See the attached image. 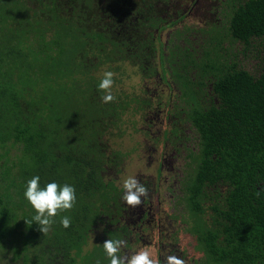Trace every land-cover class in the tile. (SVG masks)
Here are the masks:
<instances>
[{
	"label": "rangeland",
	"instance_id": "rangeland-1",
	"mask_svg": "<svg viewBox=\"0 0 264 264\" xmlns=\"http://www.w3.org/2000/svg\"><path fill=\"white\" fill-rule=\"evenodd\" d=\"M12 2L0 0V21L12 7L22 15L23 9H29L28 20L34 29L24 39L27 44L22 45L27 47L24 52L31 55L21 60V64L7 62L1 70L10 67L11 81L20 84V87L16 84L17 90L27 85L30 95L38 103L43 101L48 109L47 104L51 106L48 99L52 105L54 100L55 106L58 105L63 100L62 90L76 83L106 104L98 85L103 73L112 71L115 74L112 94L116 99L111 104L116 109L106 111L109 114L101 140L105 143L103 151L107 152L103 162L100 158L94 163L103 182L109 184L108 194L97 200L96 192L78 191L72 184V176L67 174L53 181L40 179L42 188L49 182L70 184L75 187L77 197L71 210L54 217L55 223L46 234L35 221L31 225L26 223L36 213L24 197L25 173L20 162L25 159L37 163L35 168L46 166H41L40 160L33 162L23 142L9 138L3 145L0 143V264H42L40 242L56 238L66 252L56 264H97V261L110 264L103 249L106 239L127 242L121 248V256L148 248L161 264H165L168 255L183 259L185 264H210L199 240L201 233L211 228L210 210L206 207L198 212L190 204L191 185L203 154L196 129L187 117L193 102L187 101L182 91L183 87L186 92L187 88L194 89L195 100L203 106L218 104L212 92L217 73L233 65L257 78L263 64L264 39L254 37L245 43L230 36L228 26L234 0H169L170 4L162 6L166 19L154 30L156 56L149 58L144 68L132 63L136 51L130 48L109 45L102 53V49L95 47L89 50L88 43L83 45L86 51L83 58L77 57L80 56L77 52L70 53L75 56L69 65L62 62L66 55L61 54L80 44L85 36H79L74 26L63 28L58 22L37 20L27 0ZM36 35L49 42L45 52L35 54ZM10 39L11 43L16 42V37ZM7 52V48L4 52L0 49V57L6 59ZM127 52L132 58H122ZM1 82L0 74V87ZM72 89L76 91L75 87ZM6 97L10 95L3 96L0 89L2 124L9 117V111L3 107ZM129 176L148 189V196L142 197L136 208L122 199L123 181ZM225 190V186L216 185L208 189L209 198L216 191ZM64 216L71 219L69 228L60 223Z\"/></svg>",
	"mask_w": 264,
	"mask_h": 264
},
{
	"label": "trees",
	"instance_id": "trees-1",
	"mask_svg": "<svg viewBox=\"0 0 264 264\" xmlns=\"http://www.w3.org/2000/svg\"><path fill=\"white\" fill-rule=\"evenodd\" d=\"M27 1L37 20L58 22L63 28L74 26L79 36H85L80 44H72V49L61 54L66 55L62 62L70 65L75 56L70 53L77 52L80 56H76L83 58L84 43L89 44V50L95 47L102 49V53L109 45H123L136 51L132 63L139 64L141 69L149 58L156 56L154 30L166 19L162 6L170 4L169 0ZM234 1L228 26L230 36L245 43L254 37L264 39V0ZM15 10L12 7L0 21L5 26L0 29V49H8L7 58L0 57V62H6L0 64V71L7 62L21 64L31 55L22 46L27 44V33L34 32L28 20L29 9H23V15ZM11 37H16V42L11 43ZM34 41L38 46L35 54L47 50L48 41L39 39V35ZM122 58L132 57L127 52ZM9 69L0 72L1 93L10 95L3 99L9 117L7 123L0 122V143L3 145L9 138L21 141L33 162L40 160L39 164L46 166L35 168L37 163L23 159L20 167L25 173V184L37 175L53 181L67 174L72 176L78 191L96 192L97 200L103 199L109 184L103 182L94 163L100 158L103 162L107 152L103 151L101 140L104 121L109 114L106 111L115 110V105L101 104L94 92L72 83L62 90L63 100L58 105L55 106V100L52 105L48 99L51 106L47 104L45 109L46 104L41 100L38 103L27 85L17 90L20 84L11 81ZM195 92L192 88L186 92L185 87L182 91L185 99L193 102L187 117L196 129L203 154L191 185L190 204L198 212L206 207L210 210L211 228L203 231L199 240L210 264H264V48L257 78L233 65L217 73L212 92L218 104L201 105L195 100ZM216 185L225 186V192L216 191L209 198L208 189ZM58 242L59 238L40 242L42 264H56L66 254Z\"/></svg>",
	"mask_w": 264,
	"mask_h": 264
},
{
	"label": "clouds",
	"instance_id": "clouds-1",
	"mask_svg": "<svg viewBox=\"0 0 264 264\" xmlns=\"http://www.w3.org/2000/svg\"><path fill=\"white\" fill-rule=\"evenodd\" d=\"M114 75L112 71H105L98 85V90L104 93L101 97L104 103H111L116 99L112 94ZM123 189L122 199L126 205L132 208L141 205V198L148 196L147 187L133 176H129L123 181ZM24 197L36 213L32 220H26V223L31 225L35 221L39 225V230L44 234L55 223L54 217L61 212L71 210L77 199L74 186L67 183L60 185L57 182H49L42 188L38 175L27 181ZM60 223L64 228H69L71 219L64 216ZM126 244L127 242L121 239H106L103 242V249L110 264H161L159 258L155 257L153 251L148 248L140 249L130 256L119 255L121 248L126 247ZM97 264H100V261H97ZM165 264H185V261L175 255H168Z\"/></svg>",
	"mask_w": 264,
	"mask_h": 264
}]
</instances>
